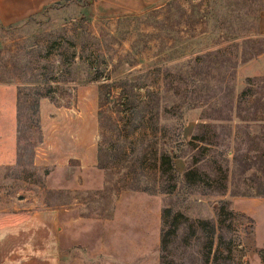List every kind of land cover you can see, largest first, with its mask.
<instances>
[{
	"label": "rangeland",
	"instance_id": "obj_1",
	"mask_svg": "<svg viewBox=\"0 0 264 264\" xmlns=\"http://www.w3.org/2000/svg\"><path fill=\"white\" fill-rule=\"evenodd\" d=\"M263 10L264 0H161L97 15L72 0L0 22V143L17 150L0 165V219L65 206L66 164L97 165L104 195L153 194L161 230L165 207L177 215L166 260L247 264L250 236L231 199L264 197ZM165 152L174 180L158 168ZM222 199L231 215H218Z\"/></svg>",
	"mask_w": 264,
	"mask_h": 264
},
{
	"label": "crops",
	"instance_id": "obj_2",
	"mask_svg": "<svg viewBox=\"0 0 264 264\" xmlns=\"http://www.w3.org/2000/svg\"><path fill=\"white\" fill-rule=\"evenodd\" d=\"M68 1L0 0V22L10 25ZM160 1L87 0L97 15L139 11ZM259 16V32L264 33V10ZM2 107V116L12 117L13 106ZM4 131L9 134V127ZM4 146L0 143V165L14 164L15 143ZM76 166L75 173L73 165L66 164L70 201L65 206L1 213L0 264H160L161 215L154 195L132 187L104 195V170L85 163ZM231 208L248 229L247 264H264V197H235Z\"/></svg>",
	"mask_w": 264,
	"mask_h": 264
},
{
	"label": "trees",
	"instance_id": "obj_3",
	"mask_svg": "<svg viewBox=\"0 0 264 264\" xmlns=\"http://www.w3.org/2000/svg\"><path fill=\"white\" fill-rule=\"evenodd\" d=\"M176 157L175 155L171 154L170 152H165L163 154L160 155V162H159V165H158V168H159V171L162 175H164L165 173L168 172V176H170V178L172 180L175 179V167H174V163H173V158ZM220 170V169H219ZM195 177V174H194V171L193 169H187L185 172H184V178H185V182L187 184L190 185V183L193 182V179ZM225 179V176L224 178L222 177V180ZM221 188H223L225 190V186L224 184H221ZM222 189V190H223ZM163 191L165 190L164 187L162 189ZM223 194V193H222ZM221 204L218 208V215L221 216L222 214H226V215H231L233 212L232 211H225L224 209H226L224 207V205H227L228 204V200H224L222 199L221 201ZM223 206V207H222ZM170 213H171V209L168 208V207H165L163 210H162V221H163V224H164V228L167 226L168 228L167 229H162L161 230V237H160V264H173L169 259L166 260V257H165V251H166V237L169 233H174L175 230H176V227H175V219H176V216L177 215H174L170 221H169V217H170ZM200 223V222H198ZM172 228H175V229H172ZM214 228H212L213 230ZM211 246V245H210ZM210 246H208V250L210 248ZM218 254V248H215L214 249V258H213V261H216V255ZM208 256V255H207Z\"/></svg>",
	"mask_w": 264,
	"mask_h": 264
}]
</instances>
